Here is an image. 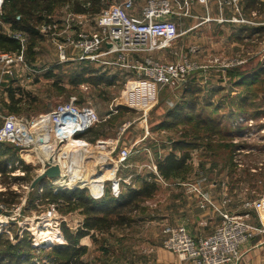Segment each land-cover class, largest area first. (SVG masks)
<instances>
[{
  "label": "rangeland",
  "instance_id": "obj_1",
  "mask_svg": "<svg viewBox=\"0 0 264 264\" xmlns=\"http://www.w3.org/2000/svg\"><path fill=\"white\" fill-rule=\"evenodd\" d=\"M114 1L122 0H108ZM138 1H134L133 8L139 7ZM94 17L96 16L92 15L87 24L91 29L95 28ZM42 42L43 51L34 52L35 57L31 59L29 57L33 51H30L29 57L25 53L22 63L12 67V73L5 72V67L0 65V124L8 113H15L29 120L76 95L79 103L94 107L99 115L97 124L82 138L84 143L94 145L97 139L95 137L100 136L117 139L118 148H135L143 140L150 147L152 155L144 157L141 154L138 165H145L142 167H146L148 162L152 163L150 158L157 166L155 160L159 155L156 153L167 143L178 139L196 142V146L187 149L188 156L184 167L173 171L168 178L162 177L163 181L161 180L155 190L156 196L180 195L185 188L196 198L199 205L203 197L198 196L199 193L195 191H190V188L196 185L201 193L220 209L240 213L245 210L246 201L253 202L264 194V67L253 73V79L235 86L232 95L230 86L215 93H210L206 87L199 89V104L195 111L199 113V118L208 120V116L212 117L210 120L213 119L214 126L208 122L196 121L193 117L173 127H160L159 123L164 119L166 110L174 101L181 100L179 97H182L183 93L182 83L177 85L178 87L163 86L155 104L146 110L143 109L145 111L136 110L128 106L121 96L124 82L127 77L133 76V72L107 66L104 71L107 75H114L112 83H89L91 86L83 89L80 85L69 82L79 64L60 61L57 51H52L51 44L46 40ZM145 55L150 56L146 53ZM173 55L174 57L168 58L166 63L183 59L176 51H173ZM186 57L187 60L193 61L188 55ZM218 63L217 59L210 61V64ZM11 92L14 97H22L20 106L8 107L11 103ZM208 96L211 101L205 98ZM190 97L192 94H187L185 99ZM203 98L206 104L204 106ZM195 134L197 137L194 138ZM67 148L71 149L72 146L68 145ZM87 150L92 151L90 148ZM175 152L181 154L179 149ZM57 153L61 158L76 154L67 149L57 150ZM10 154H15L16 160L3 164V171L0 172V232H4L13 243L17 241L16 234L20 239H30L35 247L31 259L39 263L50 254L49 246L65 242L61 223H66L71 231L76 232L84 214L80 207H73L65 212L66 207L61 203H52L43 197V193L52 192L49 188L51 185L47 184L49 179L53 180L59 176V173L52 177L45 176L46 170L52 166L51 161L48 162L40 154L34 153L35 157L27 156L28 162H25L18 147L0 141V161ZM129 168L121 167L119 175L123 178L127 176ZM99 174L100 172H97L92 177H100ZM106 176L107 174H104L102 177ZM81 179L77 183L79 186L85 183L83 176ZM40 186H43V189ZM87 191L90 193L89 189ZM106 191L108 192L107 188L96 198H102ZM208 206L209 210L216 211ZM200 209L207 210L202 207ZM134 221L133 219L126 225L115 226L107 232L95 231L94 240L89 235L80 238L78 243L87 247L81 256L82 260L86 264H129L138 260L143 253L140 250L145 245L141 242L148 235L145 231L149 232L150 229L141 225L131 226ZM46 235L52 237V242H41V238Z\"/></svg>",
  "mask_w": 264,
  "mask_h": 264
},
{
  "label": "built area",
  "instance_id": "obj_2",
  "mask_svg": "<svg viewBox=\"0 0 264 264\" xmlns=\"http://www.w3.org/2000/svg\"><path fill=\"white\" fill-rule=\"evenodd\" d=\"M4 0H0V12ZM135 0L120 2H104L99 12H68L71 31L65 36V45H70L76 51L68 54L64 45L58 44L61 60H87L100 65H119L130 69L133 76L127 77L121 96L124 102L136 109L150 108L157 102L159 90L163 86H177L196 69L194 61L187 57L166 63L154 57H136L138 53H147L171 45L178 33L169 16L175 13L172 0H145L138 14H132ZM240 0H219L221 4H228L238 9ZM88 5V2H85ZM95 18V28L87 27L91 16ZM43 20L40 29L51 31L57 28L55 22ZM13 37L21 42L18 52L0 50V65L5 72L12 73V67L22 63L24 55V37L20 32ZM264 46V38L262 39ZM117 54L115 58L108 55ZM89 83H81L80 87L87 89ZM143 110V111H145ZM99 121L97 110L87 104L79 103L76 95L69 100L59 102L45 113H40L29 120L15 113H8L0 124V141L8 142L18 147L20 156L25 162L27 156L35 157L40 154L52 166L59 167V176L49 179L47 184L53 193L60 190H72L77 187L89 189L96 198L105 189L113 197H118L127 186H133L132 180L119 175V168L132 156L134 147L122 146L118 148V140L111 138H97L94 145L84 143L82 135L87 133ZM77 142L81 146H75ZM71 145L72 148H67ZM74 146V147H73ZM89 146V147H88ZM90 148L92 151L87 150ZM75 152L72 157L61 158L57 150ZM148 151V148H143ZM104 179L94 181L96 174ZM152 173L163 181L155 164ZM86 175V176H85ZM90 175V176H88ZM84 177L85 183H77ZM99 177V178H100ZM106 186V188H105ZM43 186H40L41 189ZM203 197L199 206L207 208L210 205L220 215V221L212 232L206 235L191 234L184 224L165 225L162 229V246L166 250L177 254L190 264H240L243 256L242 246L256 234H264V194L253 202L244 203V211L237 213L220 209L218 205L207 199L198 187L192 186ZM36 244V243H34Z\"/></svg>",
  "mask_w": 264,
  "mask_h": 264
},
{
  "label": "crops",
  "instance_id": "obj_3",
  "mask_svg": "<svg viewBox=\"0 0 264 264\" xmlns=\"http://www.w3.org/2000/svg\"><path fill=\"white\" fill-rule=\"evenodd\" d=\"M103 1L108 2V0ZM72 2L73 0H67L54 6L51 12L45 14V17L51 16V21L56 23L57 28L53 33L51 31L45 32L40 29L41 25H39L40 38L36 41L32 50L35 52L43 51L42 41L46 40L51 44L52 51H57L60 61L81 64L82 60H61V50L58 47V44L62 43L66 53H76L73 47L64 43L65 36L70 31L72 34L75 32L74 28L71 30V23L67 13L70 11L79 12L73 9ZM172 3L176 12L171 14L169 19L174 23L175 32L178 33L177 36L171 45L146 54L162 61H167L168 58L174 57L173 51H176L181 56L188 55L197 64V67L182 84L188 81L201 89L206 87L210 93L226 90L230 86L232 95V90L235 89V86H240L246 83L245 81H248H239L243 74L249 78V75L252 76L253 73L260 71L264 67V46L262 45V39L264 38V0H254V2L253 0H240L238 9L232 5L221 4L219 0H172ZM137 5L139 7L136 8L134 6V8L129 9V12L138 14L140 6L143 5V0H139ZM0 23L3 25L4 32L10 36L20 32L12 29L9 24H5L1 20ZM21 34L24 37L25 51L29 36L26 33ZM144 56V53L136 54V57L141 58ZM108 57L115 58L117 54H111ZM216 59L219 61L218 64H210L211 60ZM87 62L92 63L90 61ZM92 64L102 70L110 66L121 71L132 72L130 69L117 64L100 65L94 62ZM89 86L91 85L89 84ZM239 119L242 118L239 117ZM84 135L86 133L82 135L83 138L85 137ZM77 145L81 146L79 143L75 146ZM143 148H148L149 152L143 150ZM134 149H136V152L121 166L130 167L127 176L124 178L131 179L133 183L131 187L135 189L140 188L144 181L155 182L159 186L161 180L152 173V165L155 164L154 160L150 158L152 163L148 162L146 167H142L145 166L142 163L138 165L139 160H141V154L144 157H151L152 151L150 147L142 140L140 145ZM171 150L172 143H167L162 150L160 149L155 153L159 155L158 159H161ZM138 167L141 169L139 170ZM209 209L210 207H207V210H201L196 198L192 197L185 188H183V193L180 195L166 194L159 197L158 195L156 196L155 192L145 198L140 202L138 208L134 209L132 217L135 221L131 223V226L133 224L134 226L141 225V227L149 228L150 230L149 232L145 231L148 235L141 242L145 244L140 250L143 253L138 260H134L133 263L129 264H188L183 259L181 260L178 255L163 248L162 237L164 235L162 234V229L165 225L184 224L190 232L195 233L193 234L195 236L209 234L220 221V215L216 211ZM242 251L243 256L240 264H264V234H256L242 246Z\"/></svg>",
  "mask_w": 264,
  "mask_h": 264
},
{
  "label": "trees",
  "instance_id": "obj_4",
  "mask_svg": "<svg viewBox=\"0 0 264 264\" xmlns=\"http://www.w3.org/2000/svg\"><path fill=\"white\" fill-rule=\"evenodd\" d=\"M67 0H4L1 8L0 20L5 24H9L14 30L21 33H26L29 37L27 40V48L24 51L29 57L30 51L40 38L38 27L42 20L48 21L45 17L46 13L52 11L54 6L62 4ZM85 2L89 4L86 5ZM254 2V0H253ZM103 0H73L72 7L75 11L88 12L95 14L103 7ZM45 17V18H44ZM264 29V27H263ZM18 39L4 32L3 25L0 23V50L9 52H18L20 49ZM29 51V53H28ZM35 51L30 55V59L35 57ZM94 64L83 61L78 65V69L73 72L69 78V82L78 85L87 82L93 85L104 83L109 85L113 82L114 75H107L100 67L93 66ZM254 75H249L247 78L244 74L241 80H250ZM254 78V77H253ZM252 78V79H253ZM238 81V82H239ZM183 93L180 101H176L165 113L164 119L159 123L160 127H173L183 120H190L195 117L196 121L212 123V117L199 118L196 106L199 104L198 91L199 87L193 83L186 82L182 85ZM187 94H192V97L185 99ZM11 103L9 108L20 106L22 97H14L9 93ZM209 99L208 97H205ZM205 98L202 99V105ZM210 100V99H209ZM11 104L13 106H11ZM93 128V127H92ZM92 128L89 130L91 131ZM197 137L195 134L194 138ZM98 136L95 137V139ZM196 142L175 140L172 142V150L163 158L157 160V169L163 178H168L173 171H178L184 167L188 156V148L194 147ZM177 149L181 154L177 155ZM16 160L15 154L4 157L0 161V172L3 171V164L9 161ZM157 189L155 182L144 181L142 186L135 189L131 186H126L118 197H113L109 192L103 195L102 198H94L88 193L87 188L77 187L72 190H60L57 193L47 191L43 193V197L52 203H61L66 207V211H70L73 207H80L84 214L81 225L76 232L70 230L66 223H61V230L64 243L52 244L49 246L50 254L45 260L39 263L32 261L33 251L35 247L31 244L30 239L25 237L20 239L16 234L17 241L11 242L4 232H0V264H86L81 256L86 252V246L80 245L79 239L85 235H89L92 240L93 232H107L115 226L126 225L133 220L132 213L137 209L140 202L151 196ZM2 194V193H1Z\"/></svg>",
  "mask_w": 264,
  "mask_h": 264
},
{
  "label": "water",
  "instance_id": "obj_5",
  "mask_svg": "<svg viewBox=\"0 0 264 264\" xmlns=\"http://www.w3.org/2000/svg\"><path fill=\"white\" fill-rule=\"evenodd\" d=\"M184 82V79H182L181 81H180V83H183ZM59 173V167L58 166H51V167H49L47 170H46V172H45V176H50V177H52V176H55V175H57ZM43 176V175H42ZM41 176V177H42ZM40 177V178H41Z\"/></svg>",
  "mask_w": 264,
  "mask_h": 264
},
{
  "label": "bare ground",
  "instance_id": "obj_6",
  "mask_svg": "<svg viewBox=\"0 0 264 264\" xmlns=\"http://www.w3.org/2000/svg\"><path fill=\"white\" fill-rule=\"evenodd\" d=\"M98 179L101 181L102 179H104V177L102 178H99L96 176V179H94V181H97V184H98ZM60 234V233H59ZM58 234V235H59ZM62 238V236H60ZM41 238V237H40ZM61 241V240H60ZM41 242H46V243H49V242H52V237L50 235H46L44 236L43 238H41Z\"/></svg>",
  "mask_w": 264,
  "mask_h": 264
}]
</instances>
